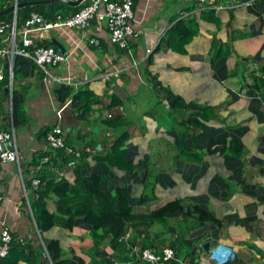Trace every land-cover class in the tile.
<instances>
[{"label": "crops", "instance_id": "obj_1", "mask_svg": "<svg viewBox=\"0 0 264 264\" xmlns=\"http://www.w3.org/2000/svg\"><path fill=\"white\" fill-rule=\"evenodd\" d=\"M132 1L127 48L110 42L97 15L84 28L34 35L64 54L49 67L61 81L34 64L17 71L16 125L3 70L0 131L14 127L19 158L0 161V230L12 236L0 264H144L142 249L166 247L167 264H264V0ZM56 125L66 147L47 141ZM68 160L73 181L60 175ZM46 174L92 181L93 192L116 196L115 208L126 202L124 234L114 238L84 215L68 226L64 214L40 231L32 179ZM39 203L58 210L54 192ZM44 239L57 241L56 259Z\"/></svg>", "mask_w": 264, "mask_h": 264}, {"label": "built area", "instance_id": "obj_2", "mask_svg": "<svg viewBox=\"0 0 264 264\" xmlns=\"http://www.w3.org/2000/svg\"><path fill=\"white\" fill-rule=\"evenodd\" d=\"M35 1L40 0H27L24 2ZM19 3L21 2L14 0L12 4L14 5L10 11L13 13L12 19L0 22V80L3 79V70L7 71L9 82L6 87V96L10 111L12 110L13 98V65L16 55L30 58L46 78L61 81L52 74L49 67L55 66L65 60L64 54L52 45L36 46L35 34L39 35L43 31L54 27L84 28L89 25L95 15L105 19L109 39L112 44L120 48H127V37L133 34L130 24V20L133 17L132 0H82L78 4L82 5L78 11L64 17L61 14H57L55 20L50 22L44 21L38 13L31 12L23 24L17 28L16 11L19 8ZM90 43L97 44L98 41L93 38L90 40ZM30 47L32 50L29 49ZM64 83L69 84V81L65 80ZM65 105L67 104L65 103ZM61 110L62 108L57 111L58 117L61 115ZM14 133L13 126L7 131H0V142L5 144L4 151L0 153V161L2 162H18L19 153ZM46 138L51 147L60 148L65 146L63 131L59 125L47 131ZM67 152L79 156V151H75V149L68 148ZM47 161L48 157L42 160V162ZM74 165L75 162L73 160H68L64 170L60 173L61 177L68 181H73L75 176L71 169ZM32 183L37 187L40 179L34 178L32 179ZM11 240L12 236L8 229L3 227L0 230V260L8 255ZM140 255L144 264H167L174 257V251L170 247L163 248L160 253H155L150 249H142Z\"/></svg>", "mask_w": 264, "mask_h": 264}, {"label": "trees", "instance_id": "obj_3", "mask_svg": "<svg viewBox=\"0 0 264 264\" xmlns=\"http://www.w3.org/2000/svg\"><path fill=\"white\" fill-rule=\"evenodd\" d=\"M24 1L27 0H18V2ZM13 2L14 0H0V12L10 7ZM81 7L82 5L71 6L63 2L21 6L17 8L16 11V25L17 28L20 27L25 19L29 17L31 12L38 13L44 21L50 22L55 20L57 14H61V16L64 17L78 11ZM12 15V12L1 15L0 22L10 21L12 19ZM182 24L183 22H178L173 25L168 31L167 41L169 43H172V41H170V36L174 35L175 31H182L180 29ZM192 34L193 30L189 28L186 33L181 34V39L183 41H187L190 36H192ZM36 39V46H56L51 41H49L48 43H44L41 41H37ZM29 49L32 50L31 47ZM33 64L34 63L30 58L16 55L13 65V79L17 71H22L24 69V66L29 65L33 67L35 65ZM5 73V77H8L7 71H5ZM5 77H3V80L5 79V81L7 82V79ZM58 92L61 93V96H59V98L62 101H65V99L71 94L70 89L63 85L58 89ZM21 102V95L15 93L14 90L11 110L13 125H16V123L18 122V118L20 117ZM45 172L46 171H44V173ZM48 174L39 176L40 183L38 184L39 186L35 189L38 195L37 200L41 202L46 196L50 194V192H54L56 194V203L58 210L55 213H49L47 212L45 207H43V204H40L39 202H37L36 207L31 205L33 208V216L35 218V222L40 231L43 232L58 223L57 215L64 214L67 215L68 218H70L68 221H63V224L65 225L70 226L73 223V219L70 217L71 215H84V221L90 222L96 227H102L106 229L107 231L112 233L114 238L120 237L124 234L126 221L131 217L128 212L129 207L126 202H124L123 206L118 204L116 206L117 208H115L113 199L115 200L116 196L102 193L99 190H95L93 192L91 190V188H93L92 181L89 182L79 176H76L73 184L68 183L63 179L55 182L52 179H49ZM43 247L45 248L47 255H49L50 260L56 259L57 256H59L61 253L58 247V243L55 240L48 241L44 239Z\"/></svg>", "mask_w": 264, "mask_h": 264}, {"label": "water", "instance_id": "obj_4", "mask_svg": "<svg viewBox=\"0 0 264 264\" xmlns=\"http://www.w3.org/2000/svg\"><path fill=\"white\" fill-rule=\"evenodd\" d=\"M82 0H76V1H71V0H40V1H35V2H21L18 4V6H29V5H35V4H41V3H55V2H63L71 6H77ZM14 5L8 7L7 9L3 10L0 12V16L3 14H6L12 10ZM5 149V144L0 142V153L3 152ZM207 245H204L206 248Z\"/></svg>", "mask_w": 264, "mask_h": 264}]
</instances>
